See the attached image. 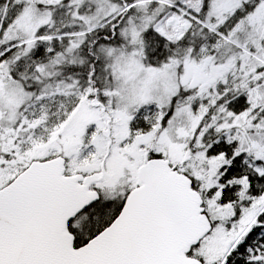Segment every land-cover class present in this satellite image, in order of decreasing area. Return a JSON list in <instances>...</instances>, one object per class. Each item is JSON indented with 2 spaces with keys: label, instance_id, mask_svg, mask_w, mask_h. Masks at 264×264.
<instances>
[{
  "label": "snow or ice",
  "instance_id": "snow-or-ice-1",
  "mask_svg": "<svg viewBox=\"0 0 264 264\" xmlns=\"http://www.w3.org/2000/svg\"><path fill=\"white\" fill-rule=\"evenodd\" d=\"M0 264H264V0H0Z\"/></svg>",
  "mask_w": 264,
  "mask_h": 264
}]
</instances>
